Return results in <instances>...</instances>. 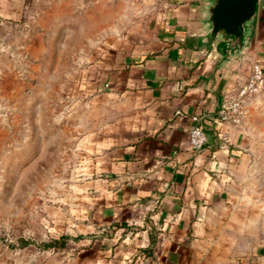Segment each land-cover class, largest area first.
I'll use <instances>...</instances> for the list:
<instances>
[{"label":"crops","instance_id":"1","mask_svg":"<svg viewBox=\"0 0 264 264\" xmlns=\"http://www.w3.org/2000/svg\"><path fill=\"white\" fill-rule=\"evenodd\" d=\"M121 1L128 25L85 81L78 264H264V86L238 123L218 117L264 70V0L238 49L209 35L208 0Z\"/></svg>","mask_w":264,"mask_h":264},{"label":"rangeland","instance_id":"2","mask_svg":"<svg viewBox=\"0 0 264 264\" xmlns=\"http://www.w3.org/2000/svg\"><path fill=\"white\" fill-rule=\"evenodd\" d=\"M23 2L0 13V264H78L80 242L92 236L79 229L85 81L100 78L96 64L126 29L117 21L126 8ZM61 237L63 247L42 245Z\"/></svg>","mask_w":264,"mask_h":264},{"label":"water","instance_id":"3","mask_svg":"<svg viewBox=\"0 0 264 264\" xmlns=\"http://www.w3.org/2000/svg\"><path fill=\"white\" fill-rule=\"evenodd\" d=\"M258 0H208L203 9L209 35L227 38L229 48H241L254 27Z\"/></svg>","mask_w":264,"mask_h":264},{"label":"built area","instance_id":"4","mask_svg":"<svg viewBox=\"0 0 264 264\" xmlns=\"http://www.w3.org/2000/svg\"><path fill=\"white\" fill-rule=\"evenodd\" d=\"M263 86L264 70L260 64L253 63L247 81L238 89L237 94L223 99L218 113L219 119L221 121L238 123L241 119L244 101L248 97L259 93ZM188 143L192 151H197L203 147L205 136L199 124H195L190 128Z\"/></svg>","mask_w":264,"mask_h":264},{"label":"trees","instance_id":"5","mask_svg":"<svg viewBox=\"0 0 264 264\" xmlns=\"http://www.w3.org/2000/svg\"><path fill=\"white\" fill-rule=\"evenodd\" d=\"M28 243H29V241L21 240V244L22 245H26ZM64 244H65L64 237H61L59 240H54V241H51V242H46V243H44L42 245L45 248H50V247H63Z\"/></svg>","mask_w":264,"mask_h":264}]
</instances>
